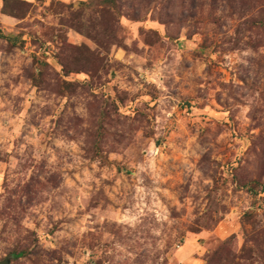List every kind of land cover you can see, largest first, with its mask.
<instances>
[{
    "label": "rangeland",
    "instance_id": "374dc122",
    "mask_svg": "<svg viewBox=\"0 0 264 264\" xmlns=\"http://www.w3.org/2000/svg\"><path fill=\"white\" fill-rule=\"evenodd\" d=\"M1 14L0 261L264 264V0Z\"/></svg>",
    "mask_w": 264,
    "mask_h": 264
},
{
    "label": "trees",
    "instance_id": "16d2710c",
    "mask_svg": "<svg viewBox=\"0 0 264 264\" xmlns=\"http://www.w3.org/2000/svg\"><path fill=\"white\" fill-rule=\"evenodd\" d=\"M5 1H7V0H5ZM104 2L106 1V2H108V3H111L112 5L114 4H117V0H103ZM95 3V1H90L89 3H87V5H91V4H94ZM2 37H5L3 34L1 35ZM12 38H11V36H8V39L7 40H9L10 42L12 41L11 40ZM259 184H261L260 182H259V180L258 179H253V180H250L249 181V183H248V188H249V191L251 192V193H253V194H257V193H260V192H264V185H262V187L261 188H259L258 186H259ZM23 254H25V251L24 250H21L18 254H17V256H19V255H23ZM212 259V261L213 260H215L216 258L215 257H212L211 258Z\"/></svg>",
    "mask_w": 264,
    "mask_h": 264
},
{
    "label": "crops",
    "instance_id": "0c3cea01",
    "mask_svg": "<svg viewBox=\"0 0 264 264\" xmlns=\"http://www.w3.org/2000/svg\"><path fill=\"white\" fill-rule=\"evenodd\" d=\"M0 19L4 22H7V23H11L12 22V19L10 16L8 15H5V14H1L0 15Z\"/></svg>",
    "mask_w": 264,
    "mask_h": 264
},
{
    "label": "water",
    "instance_id": "95a60500",
    "mask_svg": "<svg viewBox=\"0 0 264 264\" xmlns=\"http://www.w3.org/2000/svg\"><path fill=\"white\" fill-rule=\"evenodd\" d=\"M0 264H8V259L0 261Z\"/></svg>",
    "mask_w": 264,
    "mask_h": 264
}]
</instances>
